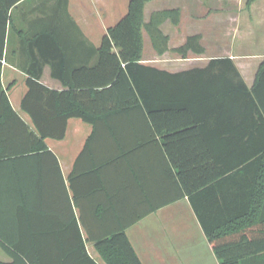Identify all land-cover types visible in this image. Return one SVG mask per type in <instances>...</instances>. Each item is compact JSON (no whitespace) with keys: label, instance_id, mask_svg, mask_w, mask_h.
Instances as JSON below:
<instances>
[{"label":"crops","instance_id":"0c3cea01","mask_svg":"<svg viewBox=\"0 0 264 264\" xmlns=\"http://www.w3.org/2000/svg\"><path fill=\"white\" fill-rule=\"evenodd\" d=\"M230 1L146 2L144 22L153 12L165 9H178L179 22L172 24L167 19L160 25L161 31L169 37V50L160 55L153 50L147 33L142 30L139 63L177 73L204 68L212 58H230L247 87H256L264 117V71L260 74L264 68V0H254L249 6L247 0ZM128 2L20 0L10 9L0 80L13 110L34 129L29 114L21 108V100L28 90L26 80L32 76L51 90L68 91V102L73 109L101 119H97L94 125L78 116L69 117L62 139L48 137L44 140L47 149L58 160L64 188L57 181L53 161L48 157L22 159L16 167L0 163V180H22L31 176L40 181L46 178L47 187L43 190L37 187L31 197L34 202L32 211L46 213L45 218L35 216L34 219L36 224H47L48 244L52 246L48 260L51 264H89L86 258L66 251L77 241V238H72V214L79 226L87 255L96 264H108L96 248V240L103 234L118 230L120 224L129 219L133 221L124 233L141 264H220L195 208L184 195V187L172 161L182 164L188 162V150L211 149V156L208 154L203 163L214 164L215 150L225 155L236 146L230 141H216V131L229 133L231 126L224 125L217 130L211 121L205 126L187 127L195 130H188L190 136L185 140L177 137L171 140L168 144L172 156H169L161 138L162 134L168 133L164 128L168 121L161 118L164 114H158L155 119L160 128L163 127V132L151 139L148 137L152 133V121L140 111L103 109L119 100L118 94L105 98L88 92V86L93 87L102 81V70L109 67L98 61L97 49L102 37L126 13ZM215 2L220 4V8L214 7ZM195 34L201 36L203 53H189L182 58L171 51ZM183 128L174 129L170 134L182 132ZM239 130L264 133V128L262 130L259 126H243ZM120 136L121 143L118 142ZM254 143L240 142L238 147L262 145L259 140ZM10 146L21 149L24 144L16 141ZM189 154L192 155L193 151ZM221 163L229 164L231 160L223 157ZM206 172L203 176L197 175L208 180L202 191L204 188L208 190L196 194L194 198L197 211L206 214V223L225 220L230 208L236 212L246 210L241 200V185V195L238 193L239 198L234 200L237 185L231 183L232 178L228 175L215 178L209 168ZM15 192L11 189L9 194ZM259 211V208L256 209L257 213ZM1 213L0 230L6 224L22 223L4 220ZM206 225L220 236L224 231L219 226L221 224ZM246 225H240V237L264 227L263 224H250L246 229ZM257 236L255 233L252 237ZM251 240L248 236L239 239V247L234 252L240 256L237 257L239 263L264 264V250L248 253L257 245H264V241L253 243ZM224 241L220 239L218 243ZM61 248L64 253H60ZM245 250L248 252L244 253ZM0 261H11L1 247Z\"/></svg>","mask_w":264,"mask_h":264},{"label":"trees","instance_id":"16d2710c","mask_svg":"<svg viewBox=\"0 0 264 264\" xmlns=\"http://www.w3.org/2000/svg\"><path fill=\"white\" fill-rule=\"evenodd\" d=\"M18 1L20 0H0V75L6 24L10 20L9 11ZM148 1L150 0H129L126 13L107 29L97 53L98 61L109 67L102 70L104 73L102 81L94 85V88L88 86V92L101 94L105 98L110 94H118L120 99L111 102V106L103 109L121 112L140 111L145 118H150L152 121V133L148 137L151 139L163 132L161 130L163 127L160 128L155 119L158 114H164L161 118L168 121L164 125L168 133L162 134L161 138L169 156L172 155L168 143L176 137L185 140L190 136L187 131L195 130L187 127L205 126L211 124V121L217 126V130L224 125L231 126L232 131L229 133L216 131V141H230L236 146L225 155L219 152L220 150H215L216 162L212 164L213 166L203 163V159H206L208 154L211 156L213 151L211 149L188 150L186 154L188 162L182 164L172 162L184 187V195L188 196L195 208V213L216 256L220 259V264H240L237 258L240 257L238 252L234 253L239 247L237 243L240 238L251 237L253 243L264 241V227L258 232L252 231L253 235L258 234L256 238L252 237L251 231L241 237L238 235L242 232L239 229L241 224L264 225V133L239 130L243 126L246 128L259 126L262 130L264 128V117L256 96V87H247L233 61L227 57L212 58L204 68L177 73H169L139 63L143 45L142 30L147 33L153 50L160 55L169 50V37L161 31L160 25L167 19L172 24L179 22L178 9L155 11L150 15L149 20L144 22L143 9ZM253 1L247 0L246 4L249 6ZM171 51L182 58L187 57L189 53L201 54L204 52L201 36L190 35L183 44L172 48ZM263 71L264 68L260 74ZM26 85L28 90L21 100V108L29 114L34 129L13 110L0 80V163L16 167L17 162L22 159L48 157L53 161V171L57 175V181L64 188L58 160L47 149L44 140L48 137L62 139L69 117L78 116L94 125L96 120L101 118L91 117L70 107L68 91L51 90L32 76L27 78ZM95 100L94 103L97 104ZM180 127H184L182 132L170 134L172 130ZM258 135L261 137H257ZM256 140L262 142L260 147H238L240 142L253 145ZM16 141L22 142L24 146L21 149L10 148V145ZM121 141L122 136L118 142ZM192 151L193 154L190 155L189 152ZM223 157L230 159L231 163L222 164ZM208 168L215 178L223 175L232 178L231 183L237 185V189L234 190V200L239 198V194L241 195V185V200L246 209L236 212L230 208L225 220L217 219L215 223L207 221L208 224H221L219 226L224 230L221 236L206 225V214L197 211L194 203L196 194L208 190L204 188L202 191L203 185L209 183L208 180L199 177L203 176V173L206 174ZM37 187L42 190L46 188V178L40 181L31 176L22 180H0L2 218L22 222L6 224V227L0 230V247L11 258L10 262L0 261V264H51L48 260L52 246L48 244L47 224H36L34 219L35 216L45 218L46 213L32 211L34 202L31 196ZM11 189L16 191L15 194H9ZM258 208L259 213L256 212ZM132 221V219L123 221L118 230L103 234L102 238L96 240L95 246L108 264H141L124 233L125 228L131 225ZM72 223V238L73 240L77 238V241L66 248V251L73 256L86 258L89 264H96L87 255L73 214ZM220 239L225 240L223 245L218 243ZM263 250L264 245H257L256 249L248 250L249 252L245 250L244 253ZM60 253H64L62 248Z\"/></svg>","mask_w":264,"mask_h":264},{"label":"rangeland","instance_id":"374dc122","mask_svg":"<svg viewBox=\"0 0 264 264\" xmlns=\"http://www.w3.org/2000/svg\"><path fill=\"white\" fill-rule=\"evenodd\" d=\"M120 1H121V0H120ZM231 1H233V0H231ZM231 1H230V2H231ZM221 6H222V5H221ZM214 7H215V8H220V4H219L218 2H215ZM229 7H230V6H229Z\"/></svg>","mask_w":264,"mask_h":264}]
</instances>
